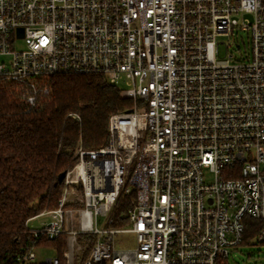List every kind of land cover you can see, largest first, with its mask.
<instances>
[{
  "label": "built area",
  "instance_id": "1",
  "mask_svg": "<svg viewBox=\"0 0 264 264\" xmlns=\"http://www.w3.org/2000/svg\"><path fill=\"white\" fill-rule=\"evenodd\" d=\"M81 73L133 106L109 115L105 144H78L35 241L75 225L95 235L82 264H228L249 217L264 242V0H0V82L34 105L39 81ZM35 246L17 264H34Z\"/></svg>",
  "mask_w": 264,
  "mask_h": 264
},
{
  "label": "trees",
  "instance_id": "2",
  "mask_svg": "<svg viewBox=\"0 0 264 264\" xmlns=\"http://www.w3.org/2000/svg\"><path fill=\"white\" fill-rule=\"evenodd\" d=\"M34 105L26 100V87L0 82V264H17V257L30 245L56 249L58 264H66V236L37 241L27 221L57 207L63 188L59 175L76 163L75 149L97 148L107 142L108 117L133 106L116 85L95 73L55 74L39 81ZM134 191L120 192L110 214L113 226L125 224ZM239 245L248 246L258 221L245 217ZM95 235L80 233L81 251L75 260L86 259ZM37 264H48L41 262Z\"/></svg>",
  "mask_w": 264,
  "mask_h": 264
},
{
  "label": "rangeland",
  "instance_id": "3",
  "mask_svg": "<svg viewBox=\"0 0 264 264\" xmlns=\"http://www.w3.org/2000/svg\"><path fill=\"white\" fill-rule=\"evenodd\" d=\"M245 35L242 31H238L234 37L232 38L231 46L228 48L232 51V47L235 43L237 45L241 44L240 39L244 38ZM22 42L20 40L16 41L15 48H21ZM241 49L243 47L241 46ZM77 195L81 194L80 188L76 186ZM74 207H81L82 204L80 201H77L73 204ZM48 219L46 216H38L37 218L30 219L28 221L29 228H38L41 222ZM103 222V216L99 215L98 217V225H101ZM69 230H76L75 225H69L66 227L63 234H65L66 238V252L64 253L65 263L66 264H78L75 260L76 256L81 251V245L77 241V235L80 234L78 232H69ZM68 231V232H67ZM129 237L124 236V234H118L116 237L117 244L121 245L122 242L127 243ZM35 259L33 261L34 264L45 262L46 259L54 258L56 256V249L50 245H36L34 248ZM68 253V256L66 255ZM89 253V252H88ZM228 264H264V242L258 243L253 242L248 246H235L230 248L229 250V257H228Z\"/></svg>",
  "mask_w": 264,
  "mask_h": 264
},
{
  "label": "crops",
  "instance_id": "4",
  "mask_svg": "<svg viewBox=\"0 0 264 264\" xmlns=\"http://www.w3.org/2000/svg\"><path fill=\"white\" fill-rule=\"evenodd\" d=\"M38 216H45V217H46L47 214L43 211V212H41V213H39V214H37V215L31 217L30 219L37 218ZM47 217H48V216H47ZM30 219H29V220H30ZM29 220H28V221H29ZM46 220H48V219H46ZM46 220H44V221H42V222H45ZM28 221H27V225H28ZM42 222H41V224H42ZM41 224H40V225H41Z\"/></svg>",
  "mask_w": 264,
  "mask_h": 264
},
{
  "label": "water",
  "instance_id": "5",
  "mask_svg": "<svg viewBox=\"0 0 264 264\" xmlns=\"http://www.w3.org/2000/svg\"><path fill=\"white\" fill-rule=\"evenodd\" d=\"M65 173H66V172H62V173L59 175V180H60V181L63 180V178H64V176H65Z\"/></svg>",
  "mask_w": 264,
  "mask_h": 264
},
{
  "label": "bare ground",
  "instance_id": "6",
  "mask_svg": "<svg viewBox=\"0 0 264 264\" xmlns=\"http://www.w3.org/2000/svg\"><path fill=\"white\" fill-rule=\"evenodd\" d=\"M82 144V143H81Z\"/></svg>",
  "mask_w": 264,
  "mask_h": 264
}]
</instances>
